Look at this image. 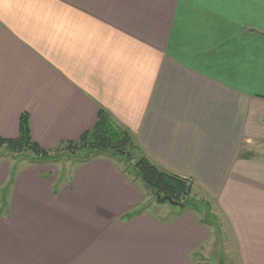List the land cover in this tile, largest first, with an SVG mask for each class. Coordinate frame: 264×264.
Segmentation results:
<instances>
[{"label":"crops","instance_id":"0c3cea01","mask_svg":"<svg viewBox=\"0 0 264 264\" xmlns=\"http://www.w3.org/2000/svg\"><path fill=\"white\" fill-rule=\"evenodd\" d=\"M100 111L193 183L233 264H264V0H0V137L25 114L54 151ZM46 168H21L0 201V264H194L210 238L190 210L125 218L145 192L111 160L57 189Z\"/></svg>","mask_w":264,"mask_h":264},{"label":"trees","instance_id":"16d2710c","mask_svg":"<svg viewBox=\"0 0 264 264\" xmlns=\"http://www.w3.org/2000/svg\"><path fill=\"white\" fill-rule=\"evenodd\" d=\"M19 133L18 137L13 140H5L0 137V146L6 147V150L12 153L22 154L30 152L34 156H27L25 158L41 163L57 161L59 158L54 157L53 154L58 150L45 151L36 145L30 136L29 119L23 114L19 118ZM66 145L70 148H79L80 152L76 154L75 158L80 163H85L98 158H104L113 162L124 164L123 172L134 178H139L148 193L155 200L156 195L161 197H170L172 201L180 204L178 211L190 210L200 215L202 222L207 225L209 218H214L210 213V205L208 202H186L183 199L192 192L193 183L190 180L180 178L168 172L159 169L156 165L144 157L135 146L134 153L136 160L131 164L130 159L126 158V150L134 145L131 135L122 127L118 126L111 118L103 111L98 114L95 126L84 133L76 142L62 143L59 147ZM72 148V149H73ZM4 199L2 200L3 203ZM160 204V202H158ZM145 209V208H144ZM144 209L141 207L131 213L125 215V218L139 215Z\"/></svg>","mask_w":264,"mask_h":264},{"label":"rangeland","instance_id":"374dc122","mask_svg":"<svg viewBox=\"0 0 264 264\" xmlns=\"http://www.w3.org/2000/svg\"><path fill=\"white\" fill-rule=\"evenodd\" d=\"M135 143L132 147L127 148L125 151L126 158L130 159L131 164L135 163L136 160V154L134 153L135 149ZM73 148V147H72ZM70 148L69 146L63 145L61 147H58V152L53 154L54 157L59 158L57 161H51L47 163H41L37 160L31 161L27 158H25V155L27 156H34L30 152H24L22 154L12 153L8 152L6 150V147L0 146V164L7 162L9 164V174L8 178L4 184L3 187L0 188V201L2 202L3 198L7 197L8 189L12 185L13 177L16 175L19 170L23 167H47L46 169L51 172L49 173V177L51 179H54V189H57L60 187V185L65 184L69 182V179L71 177V173L76 169L78 164L80 162L75 158L76 154L80 152V149L77 148ZM121 167V169L124 168V164L115 162ZM57 176V177H56ZM56 177V179H55ZM131 181L135 182V185L137 187H143V183L139 178H134L132 175L128 176ZM144 196H145V205H142L141 207L146 211L149 209V212L153 213L156 211H166L171 213H165L161 214V217H166L167 215H173L174 216V210H176V207L170 206L167 202L159 204L158 201L152 198V196L148 195L144 188ZM186 202L190 201L192 203L198 202V201H205V199L200 197V194L196 191L194 186L192 187V192L187 196V198L183 199ZM210 205V204H209ZM140 207V208H141ZM139 208V209H140ZM210 213L212 214V209L210 205L209 209ZM170 219H174V217H170ZM201 218V217H200ZM203 220H199V224L203 226L204 228L208 229V232L210 234V238L207 241V243L197 251H195L192 255V260L194 264H233L232 261H235L234 258L230 255V249L231 248V241L228 235L227 226L225 227L224 224H221V222L218 221L216 218H209V223L206 224L205 222H202ZM210 244V246H209ZM225 250V251H224ZM227 251V253H226ZM229 254V256H228Z\"/></svg>","mask_w":264,"mask_h":264},{"label":"water","instance_id":"95a60500","mask_svg":"<svg viewBox=\"0 0 264 264\" xmlns=\"http://www.w3.org/2000/svg\"><path fill=\"white\" fill-rule=\"evenodd\" d=\"M156 200L160 203L167 202L170 206H173V207H181L180 204L172 201V199L170 197H161L159 195H156Z\"/></svg>","mask_w":264,"mask_h":264}]
</instances>
